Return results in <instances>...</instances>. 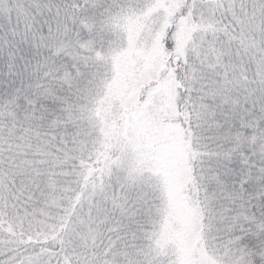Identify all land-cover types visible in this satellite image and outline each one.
Wrapping results in <instances>:
<instances>
[{
    "label": "snow or ice",
    "instance_id": "6c2138e0",
    "mask_svg": "<svg viewBox=\"0 0 264 264\" xmlns=\"http://www.w3.org/2000/svg\"><path fill=\"white\" fill-rule=\"evenodd\" d=\"M0 264H264V0H0Z\"/></svg>",
    "mask_w": 264,
    "mask_h": 264
}]
</instances>
